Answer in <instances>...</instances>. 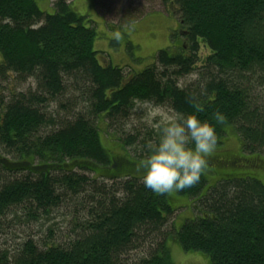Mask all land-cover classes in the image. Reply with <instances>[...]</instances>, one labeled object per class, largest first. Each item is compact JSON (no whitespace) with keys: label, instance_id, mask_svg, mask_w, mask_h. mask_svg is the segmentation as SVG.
I'll list each match as a JSON object with an SVG mask.
<instances>
[{"label":"trees","instance_id":"1","mask_svg":"<svg viewBox=\"0 0 264 264\" xmlns=\"http://www.w3.org/2000/svg\"><path fill=\"white\" fill-rule=\"evenodd\" d=\"M161 1L177 6L182 40L125 75L99 60L93 27L66 0L51 12L35 0H0V79L34 80L24 91H0V236L61 209L70 218L65 237L50 228L42 238L12 234L0 243V264H173L172 234L209 264H264V183L238 162L247 157L225 163L209 154L217 177L203 173L179 191L194 214L168 229L167 194L146 189L136 167L158 133L120 137L128 156L100 141L99 119L117 131L137 102L185 114L199 103L201 120L214 123L215 110L226 117L216 148L232 128L243 153L264 156V0ZM188 74L196 77L180 85Z\"/></svg>","mask_w":264,"mask_h":264},{"label":"rangeland","instance_id":"2","mask_svg":"<svg viewBox=\"0 0 264 264\" xmlns=\"http://www.w3.org/2000/svg\"><path fill=\"white\" fill-rule=\"evenodd\" d=\"M41 10L51 12L50 7L55 0H35ZM70 7L80 15L86 16L87 26H92L95 31L93 49L98 52L99 60L112 65L123 67L124 74L129 71H138L153 62L154 55L158 49L173 44L178 36L173 32L179 29V14L177 6L173 2L163 3L161 0H66ZM176 30V31H175ZM119 32V38L116 33ZM180 34V32H179ZM180 42L181 37L175 41ZM208 52L204 46L198 51L200 57H204ZM195 74H188L179 80L180 85H186L195 78ZM34 80L28 78L18 82L10 74L6 79H0V91L4 95H9L16 91H24L33 88ZM175 113L166 106L154 105L150 102H137L132 109L131 115L121 129L117 131L113 127H105V122L99 119L100 141L111 155H129L119 141L127 133H140V138H144L145 132L153 129L158 133V126L166 121L169 116ZM132 148H128L131 155H134ZM221 159L247 157L245 160L238 159L244 166L253 169L251 171L264 183V156L256 154H246L241 150L239 138L235 131L228 129L224 144L210 153ZM229 159V160H230ZM247 169V168H246ZM214 167H207L204 172L207 180L212 182L216 177ZM255 170V171H254ZM210 171V172H209ZM224 172V170H222ZM91 176L92 174H88ZM168 200L174 209L169 220L168 229L173 226L178 227L185 219L191 218L194 210L186 195L179 192L167 194ZM70 220L64 209L51 213L49 220L41 222H29L26 224L15 225L11 231L17 237H25L28 234L34 238H42L49 234V229L55 232L57 237L68 235L67 222ZM10 231V232H11ZM4 238L0 236V243L5 239L10 240V236ZM172 234L166 240L170 260L173 264H209L208 255L197 250H184ZM17 241V238L14 240ZM139 252V251H138ZM132 255H141L139 252Z\"/></svg>","mask_w":264,"mask_h":264},{"label":"clouds","instance_id":"3","mask_svg":"<svg viewBox=\"0 0 264 264\" xmlns=\"http://www.w3.org/2000/svg\"><path fill=\"white\" fill-rule=\"evenodd\" d=\"M119 38V32L116 37ZM201 104H194L192 113L177 112L158 126L154 141L145 145L146 154L137 162L146 189L156 195L179 192L199 182L207 170V157L217 145L216 127L226 123L219 110L211 119L201 120Z\"/></svg>","mask_w":264,"mask_h":264}]
</instances>
